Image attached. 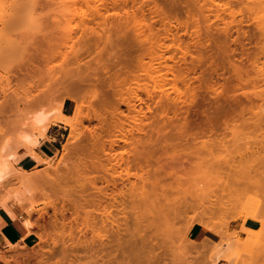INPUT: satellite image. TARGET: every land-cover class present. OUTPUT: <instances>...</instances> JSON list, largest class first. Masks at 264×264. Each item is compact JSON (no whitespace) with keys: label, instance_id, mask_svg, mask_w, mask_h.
<instances>
[{"label":"rangeland","instance_id":"374dc122","mask_svg":"<svg viewBox=\"0 0 264 264\" xmlns=\"http://www.w3.org/2000/svg\"><path fill=\"white\" fill-rule=\"evenodd\" d=\"M46 3L49 7L43 9ZM91 5L86 0H0V140H17L14 131L26 102L37 97L45 100L46 111L57 114L59 109L76 122L73 133L67 121L57 120L40 136V144L50 143L60 132L59 150L46 162L24 170L13 160L15 169L40 176L41 184L26 192L13 180L21 174L13 172L0 185V220L16 226L6 210L9 203L18 220L29 219L34 227L15 247L0 248V264H119L124 257L127 264H215L210 254L219 237L195 218L227 230L238 242L251 237L246 229L262 228L260 221L246 220L249 209L264 218V0H93ZM35 15L57 16L52 39L42 40V33L32 31L27 20ZM161 54L166 56L162 65L154 60ZM79 56L81 67L76 65ZM150 74L167 76L161 88L165 93ZM174 75L180 79L176 83L171 81ZM86 78L91 83L83 89L71 85ZM223 85L230 86L236 101ZM219 87L229 95L221 96ZM231 101L238 104L231 107L236 111L227 109ZM187 122L197 126L194 133L193 128L186 132ZM179 125L187 136L175 130ZM204 125L214 128L211 137H202ZM71 133L78 138L71 139ZM138 135L144 141L138 154L143 194H135L132 175L118 209L107 206L109 201L103 208L91 194L96 186L106 188L118 159L134 164L136 151L125 148L123 141ZM18 192L22 195L16 199ZM106 208L111 214L107 225ZM60 211L67 213L63 217ZM79 228H84L82 234ZM117 232L122 233L118 238ZM100 242L108 244L107 251L95 249ZM261 242L245 253L237 248L231 262L217 264H239L244 257L248 264H264ZM133 243L140 247V252L134 247L137 255L129 250Z\"/></svg>","mask_w":264,"mask_h":264},{"label":"bare ground","instance_id":"6f19581e","mask_svg":"<svg viewBox=\"0 0 264 264\" xmlns=\"http://www.w3.org/2000/svg\"><path fill=\"white\" fill-rule=\"evenodd\" d=\"M92 1L93 0H86V4L89 6V8H92V5H91V3H92ZM43 5V4H42ZM49 4L48 3H46V4H44L43 5V9H45L46 7H49L48 6ZM51 10V9H50ZM41 14V13H40ZM41 15H43V14H41ZM41 15H39V16H41ZM38 17V15H35V16H33L30 20H27V21H30L29 23L30 24H32V27L34 28H31L32 29V31L34 32V30H35V32L36 31H38L39 33H42V40H50V39H52V37H54V33H53V31L55 30L54 28L55 27H57L58 25H59V20H58V18H57V16H55V15H52L51 17H42V18H40V17ZM20 22L22 23V20H20ZM26 25H28V24H26ZM12 26V25H11ZM11 26H10V28H11ZM30 26V25H29ZM14 27V26H13ZM54 27V28H53ZM15 29H16V27H14ZM54 30H53V29ZM13 29V28H12ZM11 29V30H12ZM14 30V29H13ZM53 30V31H52ZM28 37V36H27ZM66 38V40H69L70 38H72V35L70 34L69 36L68 35H66L65 36ZM70 37V38H69ZM30 38L31 37H29L28 39H29V41H30V43H33L32 41H34L33 40V38L30 40ZM27 39V38H26ZM28 39H27V41H28ZM179 48V47H178ZM186 53V52H185ZM183 55H185V54H183ZM76 57L78 56L77 54L75 55ZM81 56H79L77 59V63H76V65H78V67H81V62H82V58H80ZM185 57H187L186 55H185ZM180 58V57H179ZM166 56L164 55V54H161L160 56H157V55H155V58H154V60H158V61H160V65H162L163 63H166ZM209 59H212L211 57L210 58H208V60ZM174 60V59H173ZM185 60V59H184ZM183 59H182V61H184ZM205 60V59H204ZM203 61V60H202ZM202 61L200 62L199 61V63H202ZM210 61H212V60H210ZM214 61V60H213ZM212 61V62H213ZM207 64V63H206ZM206 64H204L205 66H206ZM208 65V64H207ZM210 66H212L211 68H213V65L212 64H209ZM217 65H219V64H216L215 66H217ZM180 66V65H179ZM182 66V65H181ZM210 66H207V71H209V69H210ZM215 66H214V68H215ZM208 67H209V69H208ZM181 68V67H180ZM220 69V66H219V68L217 69V67H216V70L215 71H217V70H219ZM211 70V69H210ZM212 71H214V70H212ZM212 71H209V72H212ZM219 72V71H218ZM212 73H216V72H212ZM223 74V73H222ZM224 76H225V73L223 74ZM232 76V75H231ZM231 76H229L230 78H231ZM150 77L153 79V82L156 84V87L158 88V89H160L161 90V88H162V85L168 80V78H167V76L166 75H157V76H153L152 74H150ZM186 78H189V77H186ZM225 78V77H224ZM229 78V79H230ZM232 78H234V75H233V77ZM235 80H236V78H234ZM234 79H233V81H234ZM180 79H178V77L177 76H175L174 75V78H172L171 79V81L172 82H174V83H176V82H178ZM228 80V79H227ZM230 81H232V80H230ZM230 81H229V83H230ZM232 81V82H233ZM228 82V81H227ZM231 82V83H232ZM91 83V79H89V78H86L85 80L84 79H82V80H80V82L79 81H75V82H73L71 85L76 89V90H80V88L81 89H83L84 87V84H90ZM212 83H214V82H212ZM224 83H226V82H224ZM234 83H232L231 85V89L229 88L230 86H228V87H224V85H223V88H229L230 89V91L232 92L234 89V86H235V92H236V84L235 85H233ZM214 85H216V84H214ZM222 85V83L220 84V86ZM227 85V84H226ZM73 87H71V88H73ZM218 87V86H217ZM222 87V86H221ZM211 88H212V86H211ZM223 88H220L219 87V89H220V95L221 96H223L225 93H226V91H228L229 93H230V91H229V89L227 90L226 89V91H225V93H222L221 94V91H223ZM215 90H219V89H217V88H214ZM222 89V90H221ZM215 90H213V91H215ZM161 91H163L164 92V90H161ZM219 92H217V93H219ZM224 92V91H223ZM234 92V91H233ZM232 92V94H233V96L235 95V93H233ZM165 93V92H164ZM211 93H213V92H211ZM210 93V94H211ZM215 93L216 92H214V95H215ZM195 94V93H194ZM198 94H200V93H198L197 92V95ZM226 94H228V93H226ZM225 94V95H226ZM231 94V93H230ZM232 94L231 95H229L230 96V98L229 99H235V101H236V98H234L233 96H232ZM201 95V94H200ZM216 95H219V94H216ZM211 96H212V94H211ZM233 98H232V97ZM193 97H194V99H193ZM193 97H192V100H190V102L192 103H194L195 104V100H196V94L195 95H193ZM198 97V96H197ZM213 97V96H212ZM199 98H202V100H203V98H204V96L202 97H200L199 96ZM211 98V97H210ZM205 99V98H204ZM225 99H227V96H226V98ZM214 100H215V98H214ZM221 100V99H220ZM238 100V102H239V98L237 99ZM198 101V100H197ZM205 101V100H204ZM204 101H202V103L204 102ZM225 101V100H224ZM227 102H228V100H226ZM234 101V102H235ZM217 102V101H216ZM45 103V100L43 99V98H33V99H31V100H29L28 102H26V105H25V112H24V114L22 115V118H21V120H20V122L18 123V125H17V128H15L16 130L14 131V134H16V138H17V140H15V141H18V142H16V146L14 145L15 143H13V141H12V143H13V145L15 146V147H12V143H10L9 141L10 140H12V139H8V140H5L4 139V137H2L1 138V140H0V185L2 184V182L3 181H5V179H7V177H9L10 176V174L11 173H13V172H19V174H21V175H14L16 178L14 179L13 178V180H15L16 181V179H17V181H18V183L20 184L19 186H21L22 188L24 187L25 189H24V191L25 190H28V191H26V192H29V188L31 189V187L32 186H35V185H37V182L39 181V180H41V178H40V176L39 177H34L33 176V173L31 174V175H29L28 174V176H27V174H26V172H22V171H20V170H18L17 168L15 169V167H14V165L12 164V162H13V160H15L16 159V157H17V155L19 154V151L20 150H25L26 151V153L27 154H29L30 156H32L33 158H35V160H37L39 163L40 162H42V161H44L36 152H35V148H37L38 146H39V144H40V136H44V135H47L46 133L49 131V128H51V126L53 125V124H55L56 122H57V120H64V121H67V124H68V126L71 128V130H72V133L73 132H75V129H76V127H75V124H76V122L74 121V118H69L68 119V117L67 116H65V117H63L64 115H61V114H59L58 112H59V109H57V114H59V116H57V114L56 113H54V110H52V111H46L45 109H44V104ZM182 103L184 104V101H182ZM192 103V104H193ZM204 103H209V101L208 102H204ZM203 103V104H204ZM236 103V102H235ZM233 104L232 105V101H231V103L229 102V104H231V105H227L228 106V108H227V106H226V104H225V108H223V110H225L226 108L227 109H231V107H234V105L236 106V105H238V104ZM240 103L241 102H239V105H240ZM192 104H190V105H192ZM212 104V103H211ZM214 104H216V103H213L212 105H213V107L212 108H214ZM222 104H224V103H222ZM222 104H218V105H220V107H221V105ZM241 106V105H240ZM133 107H134V105H133ZM203 107H205L204 105H203ZM216 107H219V106H217V104H216V106H215V108ZM223 107H224V105H223ZM235 108V107H234ZM234 108H232L231 109V112H232V110L233 111H236V109H237V107H236V109H234ZM239 108V107H238ZM131 109H135V107L134 108H132L131 107ZM130 109V107H129V110H131ZM206 109V108H205ZM205 109H201V110H203V112H204V110ZM226 109V111H228ZM56 110V109H55ZM223 110L222 111H219V112H221L219 115H223L224 114V112H223ZM149 111V110H148ZM151 111V110H150ZM149 111V112H150ZM209 111V113H210V111H211V109L210 110H208ZM208 111H206L207 113H208ZM225 111V112H226ZM148 112V113H149ZM212 112H213V110H212ZM215 112V111H214ZM213 112V114H215ZM223 112V113H222ZM230 112V111H229ZM121 113V112H120ZM141 113H143V112H141ZM152 113V112H151ZM208 113V114H209ZM217 113V112H216ZM122 114V113H121ZM138 114H140V113H138ZM146 113H144V115H145ZM150 114V113H149ZM212 114V113H211ZM231 114V113H230ZM140 115H142V114H140ZM139 115V116H140ZM143 115V116H144ZM147 115V114H146ZM144 116V117H147V116ZM209 116V115H208ZM212 116V115H211ZM215 116H217V114L215 115ZM186 117V116H185ZM207 117V116H206ZM226 117V116H225ZM142 118V117H141ZM140 118V119H141ZM148 118V117H147ZM188 118V117H187ZM193 118H195V117H193ZM193 118H191V119H193ZM208 118V117H207ZM210 118V117H209ZM208 118V119H209ZM215 118V117H214ZM71 119H73V121L75 122H73ZM138 119V118H137ZM143 119V118H142ZM186 119V118H185ZM211 119V118H210ZM134 120H135V118H134ZM196 120V119H195ZM212 120V119H211ZM140 121V120H139ZM139 121H138V123H139ZM186 121H190V119L188 118V120H185V122ZM198 121H200V120H197V122ZM201 121H203V120H201ZM205 121L207 122V120L205 119ZM206 122H203L202 124H205ZM223 121H221L220 123H222ZM187 123H189V122H187ZM195 123V122H194ZM193 123V124H194ZM209 122H207L206 124H208ZM210 123H211V121H210ZM209 123V124H210ZM191 123H189V125H188V127L187 128H185L186 129V132H190L191 130H192V128L194 129L193 131H192V133H194V131H196L195 129H197V126L195 127V126H193L192 124L190 125ZM202 124H201V126H202ZM205 124V125H206ZM209 124H208V127H209ZM178 125V124H177ZM187 125V124H186ZM204 125V126H205ZM199 126V125H198ZM201 126H199L198 128H203V127H201ZM211 126H213L212 125V123H211ZM183 128L184 129V127L185 126H177V129L175 128V130L178 132H183L184 134H185V132L184 131H180V129L179 128ZM205 127H207V126H205ZM207 127V129H209L210 130V128H208ZM125 128V127H124ZM207 129L205 130V132H204V135H203V132H200V133H202V137H204L205 136V133L206 134H212V130H214V128L212 127L211 128V133H209V130H208V133L206 132L207 131ZM121 130H123L122 128H121ZM125 130V129H124ZM127 130V129H126ZM139 130V129H138ZM188 130V131H187ZM202 130H204V129H202ZM201 130V131H202ZM119 131V130H118ZM175 131V132H176ZM134 132H136V130L134 131ZM133 132V133H134ZM138 132V131H137ZM198 131H197V133H199ZM72 133H71V139L72 138H74L76 135V133H74L73 135H72ZM118 133V132H117ZM124 133V132H123ZM132 133V132H131ZM179 133V134H180ZM192 133H190V134H188V135H192ZM196 133V132H195ZM196 133V134H197ZM214 133V132H213ZM139 134V133H138ZM75 135V136H74ZM186 135V134H185ZM217 135V134H216ZM2 136V135H1ZM78 136V135H77ZM76 136V137H77ZM121 136V135H120ZM182 136V135H181ZM180 136V137H181ZM187 136V135H186ZM186 136H182L183 138H185ZM189 136V137H190ZM192 136H195V134H193ZM197 137H199V134L198 135H196ZM195 136V138H197ZM210 137L212 136V135H209ZM213 136H215L214 134H213ZM14 137V138H15ZM122 137V136H121ZM129 137V136H128ZM132 137V136H131ZM140 137H141V135H140ZM140 137H139V135L137 136V139H134L133 141H129V138L127 139V140H125V141H123V143H124V147L125 148H127L126 146H128V149H131L132 147H133V149L136 151V153H137V155L138 154H140L141 152H140V148L142 147V145H143V142L144 141H142L141 139H140ZM201 137V136H200ZM69 138V139H70ZM78 138V137H77ZM133 138V137H132ZM187 138V137H186ZM185 138V139H186ZM194 138V137H193ZM116 139H118V137L116 138ZM121 139V138H120ZM126 139V138H125ZM131 139V138H130ZM184 139V140H185ZM190 139V138H189ZM192 139V138H191ZM14 141V142H15ZM44 141H46V140H44ZM76 141V140H75ZM117 141V140H116ZM188 141V140H187ZM113 141H111V143H112ZM68 143H70V142H68ZM75 143V142H74ZM110 143V144H111ZM73 144V140H72V143H71V145ZM114 144H115V142H114ZM121 144H122V142H121ZM69 146L70 145H68V147H65V149L67 148V152L69 153ZM122 146V145H121ZM111 148H112V146H110ZM115 147V146H114ZM123 147V146H122ZM131 147V148H130ZM118 148V147H117ZM127 149V150H128ZM114 150H115V148H114ZM114 150L112 151L113 153H114ZM125 151V150H124ZM67 152H66V154H67ZM132 152V151H131ZM72 153V152H71ZM127 153V152H126ZM130 152L128 151V154H129ZM136 153H135V160H132L133 162H134V164L132 163V162H130L129 160V162H127V163H121V161H119V159H118V161L116 160L117 158L115 157V160L117 161L115 164H113V165H111V168H110V165H109V168L113 171L111 174H110V176H111V178H108V181H107V186H106V188L105 187H103V188H100L99 186H96V187H99V188H96L95 187V193L92 195L91 194V196L93 197L94 196V198H95V202L97 203V204H101L102 202H103V208H105L104 207V204L106 203V202H108V203H106L105 205H107V206H109L110 205V207H114V206H116L117 204H119L120 203V201L118 200V199H120V198H123V196H122V193H123V189L124 188H126L125 186L126 185H128L127 183H129L128 181H130V177L133 175L134 177H135V179H136V181L135 182H133V187L135 188L134 189V192H135V194L137 195V196H140V195H142L143 193H141V187H140V180H141V175H140V169L142 170V162H141V157L138 155H136ZM65 154V155H66ZM120 154V153H119ZM130 154H132V153H130ZM68 155H70V154H68ZM67 155V156H68ZM114 155L116 156V152L114 153ZM134 155V154H133ZM126 156V155H125ZM128 156V155H127ZM126 156V157H127ZM119 157V156H118ZM124 157V156H123ZM130 157H131V155H130ZM129 157V158H130ZM134 157V156H133ZM132 158V157H131ZM108 159H109V157H108ZM121 160V159H120ZM44 162H46V161H44ZM50 162V161H49ZM109 162V161H108ZM108 164H110V162L108 163ZM105 166V165H104ZM107 166H105L104 168H106ZM101 167H99V169H100ZM104 168H101V169H104ZM110 169H107V171H109ZM133 169H135L136 171H137V173H132L134 170ZM106 170V169H105ZM101 171V172H105L106 173V171ZM110 170V171H111ZM133 170V171H132ZM135 171V172H136ZM21 172V173H20ZM73 173V172H72ZM72 173L70 174V175H72ZM108 173V172H107ZM26 174V175H25ZM40 174V173H39ZM42 174H44V173H42ZM47 174V173H46ZM73 174H75V171H74V173ZM105 175V174H104ZM107 175V174H106ZM105 175V176H106ZM109 175V174H108ZM107 175V176H108ZM14 176H11V177H14ZM48 176V175H47ZM46 176V177H47ZM102 176V178H103V175H101ZM51 177H53V176H51ZM58 176H56V178H55V180H57L58 179V181H59V178H57ZM99 178H101V177H99ZM100 179V181L101 182H103L104 180H107V179ZM44 179V175H43V178H42V180ZM46 179V178H45ZM51 179V178H50ZM109 179H111V180H109ZM97 180H99V179H97ZM103 180V181H102ZM131 180H133V179H131ZM45 181V180H44ZM46 181H48V183L51 181H49V180H47L46 179ZM40 182V181H39ZM100 182V183H101ZM127 182V183H126ZM44 183H46V182H44ZM97 183V182H96ZM95 183V184H96ZM40 184H41V182H40ZM47 184V183H46ZM97 185H98V183H97ZM108 188H110L111 190H109ZM108 190L109 191H112V193L110 192V194H109V192H108ZM18 191H20V190H18ZM120 192V194L121 195H118V194H116L117 192ZM23 192V191H22ZM114 192V193H113ZM116 192V193H115ZM21 193V192H20ZM19 194V192L18 193H16V195L14 194V196H15V198L16 199H19L20 198V196L22 195H18ZM119 196H121V197H119ZM118 197V198H117ZM9 198H11V196L9 197ZM94 198H92V199H94ZM94 201V200H93ZM122 201V200H121ZM105 202V203H104ZM5 203V204H4ZM4 203H2L4 206L6 205V202H4ZM8 203V202H7ZM122 203V202H121ZM9 204V203H8ZM8 204H7V208H6V210H7V212L9 213V215L12 217V219L14 220V222L16 223V226H17V228L23 233V235L25 236V235H27V234H30V229H31V226H33V224H32V222H30L29 221V219H26V220H24V221H20V220H18L16 217V215H15V213L13 212V210H11V209H8L9 207H8ZM101 206V205H100ZM3 207V206H2ZM6 207V206H5ZM11 207V206H10ZM77 208L75 209V210H79L78 208L80 207H78V206H76ZM118 206H116V207H114V209L115 210H117L118 208H117ZM12 208V207H11ZM64 208V207H63ZM66 208V207H65ZM102 208V209H103ZM5 209V208H4ZM13 209V208H12ZM69 209V208H68ZM67 209V210H68ZM73 209H74V207H73ZM114 209H112L113 211H114ZM64 210H66V209H64ZM106 210H107V208H106ZM109 210V209H108ZM105 211V213H108L109 211ZM111 210V209H110ZM69 211V210H68ZM112 211V214L114 213ZM62 211H60L59 213H61ZM70 213H71V211H69ZM74 212H76V211H74L73 210V212L71 213V214H73ZM104 212V211H103ZM111 212V211H110ZM64 213H67L66 211L65 212H62L61 213V215H63V217H64ZM105 213H103V215H105ZM117 213H118V211H117ZM29 214V213H28ZM56 215H58V214H56ZM66 215V214H65ZM107 215H110L111 216V214L110 213H108V214H106L105 215V217L107 216ZM110 216H107V218H105L104 220H103V224H106L107 222H108V220H109V217ZM113 216V215H112ZM66 217V216H65ZM202 217H200V219H201ZM64 219V218H63ZM102 219H103V217H102ZM102 219H101V221H102ZM200 219H194L193 221L196 223H200V224H202L203 226H205V228L206 229H208V230H210V231H212V232H214L218 237H219V240L218 241H213V249H212V253L210 254L212 257H213V260H214V263L215 264H217V262L219 263V261H221V260H227V261H229V262H231L232 261V258H231V256H232V254L234 253V250L235 249H237V248H239V249H241L242 251H244V253L245 252H247L248 251V249H250V247L252 246V245H256V244H260V243H262L261 242V240L262 241H264V218L262 217V215L260 216L259 214H258V212H256V210L254 211V210H250L249 209V211H247L246 212V220L247 219H253V220H256V221H260L261 223H262V228L260 229V230H258V231H255V230H252V229H246V228H244V229H246L245 231H247L248 233H249V235H251V237L248 239L247 238V240H245V241H240L239 240V242L237 241H233V240H231V238H230V236L227 234V232L225 231V230H222V228L220 229L219 228V226H217V225H215V224H208V223H205L204 221V218H202V220H200ZM31 220V219H30ZM111 220V219H110ZM252 220V221H253ZM210 221V220H209ZM252 221H250V222H252ZM193 222V223H194ZM247 222V221H246ZM72 223V222H71ZM192 223V224H193ZM215 223V222H214ZM32 224V225H31ZM251 224V223H250ZM107 225V224H106ZM109 225V224H108ZM201 225V226H202ZM257 225H259V224H257ZM104 227H106L105 225H103ZM110 227L112 226L111 224L109 225ZM150 226H152V225H150ZM78 227H80V226H78ZM90 227V226H89ZM89 227H85V228H89ZM102 227V226H101ZM108 227V226H107ZM199 227V226H198ZM249 227H251V226H249ZM34 228V227H33ZM32 228V229H33ZM77 228V227H76ZM103 228V227H102ZM120 228V227H119ZM118 228V229H119ZM196 228V227H195ZM32 229H31V232H32ZM79 229H81V228H79ZM83 230H84V228H82ZM82 229H81V233L80 232H78V233H80V234H82ZM92 229H94V228H92ZM108 228H105V230H107ZM224 229V228H223ZM113 230H114V228H113ZM124 230V229H123ZM122 230V231H123ZM200 230V228L199 229H197V230H195L194 231V235L196 236V234H197V232ZM87 231H88V229H87ZM111 231H112V227H111ZM119 231V230H118ZM120 231H121V228H120ZM119 231V232H120ZM121 231V232H122ZM84 232V231H83ZM113 232V231H112ZM116 232V231H115ZM33 233V232H32ZM85 233H87V232H85ZM84 233V234H85ZM12 236L10 237L9 235H5L6 236V239L8 240V245L9 246H16L15 244L17 243V235L18 234H16L14 231H12ZM83 234V235H84ZM113 234H115L114 232H113ZM117 234V238H118V236L120 235V234H122V233H116ZM119 234V235H118ZM31 235V234H30ZM29 235V236H30ZM193 235V234H192ZM82 236V235H81ZM26 237V236H25ZM25 237L23 238L24 240H25ZM121 237V236H120ZM194 237V236H193ZM120 239V238H119ZM205 239V238H204ZM28 240V239H27ZM122 240V239H121ZM211 240V239H210ZM123 241V240H122ZM136 243V242H135ZM135 243H133V245L135 244ZM210 244V243H209ZM259 244H258V246H259ZM132 245V247H129L130 249L129 250H131V252L133 253H136V251H137V248L139 247V245H137V244H135V246H133ZM136 245H137V248L135 249L134 247H136ZM261 245V244H260ZM211 246V245H210ZM209 246V247H210ZM263 246H264V244H263ZM260 247V246H259ZM256 248V247H255ZM95 249H97V250H100L101 252H104V251H107L108 250V244L106 243V242H100L99 243V245H98V247H95ZM206 249V248H205ZM260 249V248H259ZM263 248L261 247V251H263L262 250ZM88 250H90V251H93L94 250V247H93V249L92 248H90L89 247V249ZM124 250H126V249H123V252L121 251V254H126L125 252H124ZM252 250V249H251ZM137 252H140V247H139V250L137 251ZM257 252V251H256ZM132 253H130V255H132ZM123 254V255H124ZM139 254V253H138ZM261 254H263V253H261ZM136 255H137V253H136ZM246 255H247V253H246ZM260 255V254H259ZM258 254H257V256H259ZM122 256V255H121ZM121 256H120V258H121ZM236 256V255H235ZM244 257V256H243ZM263 257V256H262ZM1 258V257H0ZM246 257H244V259H245ZM248 258V257H247ZM2 259V258H1ZM124 260H125V262H124V260H120V262L121 263H119V264H127L126 262V257H124L123 258ZM135 259L136 258H134V261L133 262H135ZM235 259V258H234ZM237 259V258H236ZM235 259V260H236ZM240 260V262H239V264H248L245 260ZM263 259V258H262ZM262 261V260H261ZM130 262H132V260L131 261H129V263ZM236 263V262H235ZM130 264H132V263H130ZM250 264V263H249Z\"/></svg>","mask_w":264,"mask_h":264},{"label":"crops","instance_id":"0c3cea01","mask_svg":"<svg viewBox=\"0 0 264 264\" xmlns=\"http://www.w3.org/2000/svg\"><path fill=\"white\" fill-rule=\"evenodd\" d=\"M61 143L60 141V132L57 131L52 136V142L47 143L43 142L40 144L39 148H37L36 153L44 160L51 158L58 150V145ZM15 161L20 168L24 170H31L38 166L37 160L27 154L26 152H20L17 155ZM12 231H14L17 236V243L24 238L23 233L13 224L3 219L0 220V248L7 246L8 240L6 239V234L12 236ZM201 230L197 232V236L200 234ZM10 236V237H11Z\"/></svg>","mask_w":264,"mask_h":264}]
</instances>
